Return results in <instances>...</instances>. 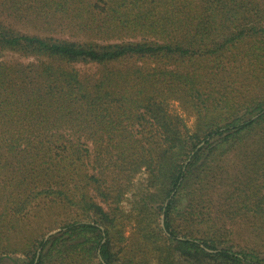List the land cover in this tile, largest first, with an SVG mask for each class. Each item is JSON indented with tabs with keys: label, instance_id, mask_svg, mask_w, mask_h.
I'll use <instances>...</instances> for the list:
<instances>
[{
	"label": "trees",
	"instance_id": "16d2710c",
	"mask_svg": "<svg viewBox=\"0 0 264 264\" xmlns=\"http://www.w3.org/2000/svg\"><path fill=\"white\" fill-rule=\"evenodd\" d=\"M238 218L259 249L234 250ZM17 253L264 264V0H0V264Z\"/></svg>",
	"mask_w": 264,
	"mask_h": 264
},
{
	"label": "rangeland",
	"instance_id": "374dc122",
	"mask_svg": "<svg viewBox=\"0 0 264 264\" xmlns=\"http://www.w3.org/2000/svg\"><path fill=\"white\" fill-rule=\"evenodd\" d=\"M9 57L10 56H6V58H9ZM75 67L77 69H79L80 71H87V70L93 71V69H94L93 67H83L79 64L75 65ZM168 109L171 113L177 114V115H180L181 117H183L185 120V123L187 125V128L189 130L193 129L194 118L191 115L190 116L186 115L181 110V108L177 102H171L169 104ZM133 184H134V186H133L132 192H129L126 195H124V198L122 199V201L120 203V207L122 208V210L124 212H128V210L130 209V202L132 200V193L137 191L138 188L143 187L145 185V175L142 173L137 175L133 181ZM25 219H27V218H25ZM160 219H161V217H160ZM242 220L247 222L246 219L238 218L233 223L226 222V225H225V228L228 229V232L231 230L230 233H232L233 245H235L234 250L240 249V248H249V247H254L255 249H259L260 247H259L258 240L256 238H254L253 235H251L250 231L248 230L247 225L244 222H242ZM22 223H25V225H28V222H25V220H23L21 222V225H22ZM159 224H160V222H159ZM31 225L35 226L34 223H32ZM24 230H25V228H21V232H24ZM61 230L62 229L59 227L52 229V230L46 232L42 239L44 240L46 238V240H47L50 236L59 233ZM53 231H57V232H55L51 235H48L49 233H52ZM25 234H26V232H24L22 234V236ZM123 235L125 237L129 236V226L128 225L125 226ZM262 255H264V254H262ZM3 263H5V264H26L27 260L25 259V257L22 254L17 253V254L8 255L7 259H4Z\"/></svg>",
	"mask_w": 264,
	"mask_h": 264
},
{
	"label": "water",
	"instance_id": "95a60500",
	"mask_svg": "<svg viewBox=\"0 0 264 264\" xmlns=\"http://www.w3.org/2000/svg\"><path fill=\"white\" fill-rule=\"evenodd\" d=\"M162 223H163V215H161V219H160V225H161V227H163V224ZM55 232H57V231H53L52 233H49L48 235H51V234H53ZM44 240H46V238ZM206 251L210 252L209 250H206Z\"/></svg>",
	"mask_w": 264,
	"mask_h": 264
}]
</instances>
